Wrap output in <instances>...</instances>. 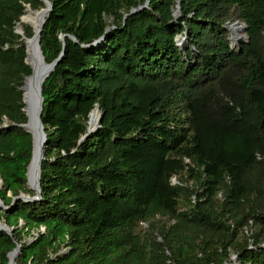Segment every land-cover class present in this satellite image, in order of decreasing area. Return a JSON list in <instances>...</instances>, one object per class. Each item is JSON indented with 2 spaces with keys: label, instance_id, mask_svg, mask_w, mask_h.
Listing matches in <instances>:
<instances>
[{
  "label": "trees",
  "instance_id": "trees-1",
  "mask_svg": "<svg viewBox=\"0 0 264 264\" xmlns=\"http://www.w3.org/2000/svg\"><path fill=\"white\" fill-rule=\"evenodd\" d=\"M49 1L41 49L48 63L64 55L42 90V197L0 207L13 227L0 264L17 243L18 264H264V0H149L132 14L147 0ZM27 5L45 7L0 0L6 206L35 194L32 134L18 126ZM232 22L247 41L231 42ZM97 106L102 127L80 141Z\"/></svg>",
  "mask_w": 264,
  "mask_h": 264
},
{
  "label": "water",
  "instance_id": "water-1",
  "mask_svg": "<svg viewBox=\"0 0 264 264\" xmlns=\"http://www.w3.org/2000/svg\"><path fill=\"white\" fill-rule=\"evenodd\" d=\"M41 1L45 4L47 13L49 14V12L52 10V7H53L52 3L49 0H41ZM148 2H149V0H147L146 4L141 5L138 8H133L131 10L130 14L136 13L140 9L147 7ZM26 10L28 12L32 11V9L29 5H27ZM40 10H38V11H40ZM180 13H181L180 12V5L178 4L177 9L174 13L175 17H177ZM127 15H125V17ZM45 20H46V18L43 19L42 23L40 24L38 31H36L32 27L34 34L31 37L23 36V38L25 39V47H26L25 62L32 69L31 74L25 78L24 84L22 86L23 101L25 104L23 107V110L27 115V121L25 123L18 124V126L24 128L28 132H30L32 134V139H33L32 158H31L30 163L28 164L27 172H26L27 182L29 179L30 169H32V165H33L36 158L38 159V169L41 173V166H42V161L44 160V154H41V152H40V145H42V144L46 145V142H47V134H46L45 127H44V124L42 121L43 102H44V97H43V92H42L43 84H44L45 80L48 78V76L51 74V72L55 69L56 65L58 64V62L61 60V58L64 55V52L62 51V53L59 55V57L56 58L54 61H52L50 63L46 62L45 57H44L43 52H42V49H41V45H40L41 32H42V29L44 27ZM236 24H237V22H236ZM236 24H234V25H236ZM239 25H243L244 29H246V27H247V25L245 23H239ZM16 32L23 35L22 31L18 30L17 28H16ZM66 36L67 35H61L60 36V38H61V40H63V42H64ZM69 37L72 40H74L75 42H77V40L74 36L69 35ZM181 38H185V37H181ZM177 39H178V44H180V41H179L180 37H177ZM34 41L36 42L38 54L42 60V63H44V65L38 66L37 71L34 70L33 66L29 62V59L33 53V52H31V50H33L32 43ZM36 74H37V76H36L37 80L34 82V86H32L29 94L26 95L25 88H26V84H27V79L32 78ZM95 109H96V107L89 114L88 129H87V132L80 138V141L84 140L86 137L90 136L92 133L100 130V128L102 127V123H101L102 111L100 109H98V112H99V123H98V125L96 127H92L90 125L91 114ZM1 184H2V179L0 178V186H1ZM34 192H35V194L33 196L25 195L23 192L17 196H13V201H12V204L10 206H6L4 204V202L2 201V199L0 198V207L5 208V209H9L10 207L14 206L18 200H22L24 202H32V201L40 200L42 197L41 196L42 195L41 194V188H40V180H38V182L36 183ZM0 230H5L7 233L12 234L13 227L8 226L4 221H0ZM42 230L44 232L45 228L43 227ZM21 247H22V244L17 243L16 247L8 253V262L6 264H18L16 258L18 257V255L21 252ZM262 247H264V244L262 245ZM237 258H238L237 255H233L231 257V260H232L231 262H225L223 264H240L239 262H237ZM28 264H32V263L29 262Z\"/></svg>",
  "mask_w": 264,
  "mask_h": 264
},
{
  "label": "bare ground",
  "instance_id": "bare-ground-1",
  "mask_svg": "<svg viewBox=\"0 0 264 264\" xmlns=\"http://www.w3.org/2000/svg\"><path fill=\"white\" fill-rule=\"evenodd\" d=\"M47 14L48 13H47L46 7L42 8L38 12L37 11H29L26 15H24L21 18V22L18 23L17 29L22 31V34H24L23 23H28L36 31H38L40 24L42 23L43 19L46 18ZM242 29H243L242 26L234 25L233 31H232V37H231L233 44H237L240 41H242V37L240 35V31ZM179 41H180L181 45H184L186 43L184 38H180ZM32 47H33V50H31V52H33V53L29 59V62L33 66L34 70L37 71L38 66L44 65V63H42V60L38 54V49H37V45H36L35 41L32 43ZM36 76H37V74L34 75L32 78L27 79V84H26V88H25L26 95L29 94L32 86H34V82L37 80ZM98 109H99V107L97 106L96 109L91 114L90 125L92 127H96L99 123ZM44 147H45V144L40 145L41 154H44ZM40 174L41 173L38 169V159L36 158L33 165H32V169H30V172H29V179H28V188L29 189H31V190L35 189L36 183L38 182V180H40ZM24 194L29 195L27 193H24Z\"/></svg>",
  "mask_w": 264,
  "mask_h": 264
},
{
  "label": "rangeland",
  "instance_id": "rangeland-1",
  "mask_svg": "<svg viewBox=\"0 0 264 264\" xmlns=\"http://www.w3.org/2000/svg\"><path fill=\"white\" fill-rule=\"evenodd\" d=\"M27 11V10H26ZM32 11H38V10H32ZM28 13V11L26 12V14ZM25 14V15H26ZM234 24H236V22H232V23H230V24H228V29H229V31H230V34H231V36H232V31H233V27H234ZM236 25H239V22H237V24ZM242 27H243V29L240 31V35H241V37H242V41H247L248 40V37H247V34L245 33V29H244V26L242 25ZM240 43V42H239ZM239 43H237V45L239 44ZM188 45V44H187ZM173 181L174 182H177V180H176V178H173ZM0 189H2V184H1V186H0ZM28 190L29 191H31V192H34V190H31V189H29L28 188ZM144 226H146V223H142ZM43 228V227H42ZM42 228L40 229L41 231H43L42 230ZM36 234H37V232H36ZM63 250H66V248H64ZM237 262H238V258H237Z\"/></svg>",
  "mask_w": 264,
  "mask_h": 264
},
{
  "label": "built area",
  "instance_id": "built-area-1",
  "mask_svg": "<svg viewBox=\"0 0 264 264\" xmlns=\"http://www.w3.org/2000/svg\"><path fill=\"white\" fill-rule=\"evenodd\" d=\"M240 26H242V25H240ZM232 42V41H231Z\"/></svg>",
  "mask_w": 264,
  "mask_h": 264
}]
</instances>
